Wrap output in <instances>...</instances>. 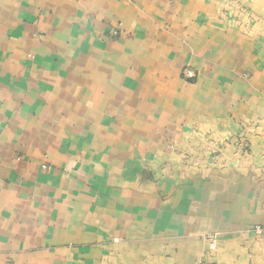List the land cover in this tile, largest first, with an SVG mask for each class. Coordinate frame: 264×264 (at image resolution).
Masks as SVG:
<instances>
[{
  "label": "crops",
  "instance_id": "obj_1",
  "mask_svg": "<svg viewBox=\"0 0 264 264\" xmlns=\"http://www.w3.org/2000/svg\"><path fill=\"white\" fill-rule=\"evenodd\" d=\"M256 223L264 0H0V264H264Z\"/></svg>",
  "mask_w": 264,
  "mask_h": 264
},
{
  "label": "rangeland",
  "instance_id": "obj_2",
  "mask_svg": "<svg viewBox=\"0 0 264 264\" xmlns=\"http://www.w3.org/2000/svg\"><path fill=\"white\" fill-rule=\"evenodd\" d=\"M117 32H115V31H112V35H114V34H116ZM187 74H189L190 75V72H187ZM191 76V75H190ZM200 151L201 152H203V153H206V151H204V149H200ZM194 154H191V153H188L187 154V156H186V159H190V158H199V154H197V152H193ZM214 153V155H213V157L211 156V161H209V164H211V166H213L214 165V163H216V161H214L215 159V154H216V152H213ZM209 159V160H210ZM257 226H264V223H256V224H253L251 227H250V230L251 231H253L254 232V228L255 227H257ZM255 233V232H254ZM255 234H257V233H255ZM257 235H259V236H262V237H264V235H260V234H257ZM198 264H209L207 261H205V260H203V259H201V260H199V263Z\"/></svg>",
  "mask_w": 264,
  "mask_h": 264
},
{
  "label": "built area",
  "instance_id": "obj_3",
  "mask_svg": "<svg viewBox=\"0 0 264 264\" xmlns=\"http://www.w3.org/2000/svg\"><path fill=\"white\" fill-rule=\"evenodd\" d=\"M254 232L260 235H264V226H257L254 228Z\"/></svg>",
  "mask_w": 264,
  "mask_h": 264
}]
</instances>
